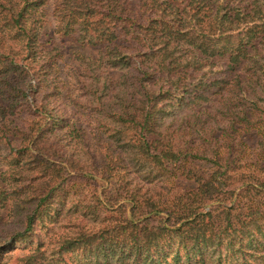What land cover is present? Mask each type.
<instances>
[{"label": "trees", "instance_id": "obj_1", "mask_svg": "<svg viewBox=\"0 0 264 264\" xmlns=\"http://www.w3.org/2000/svg\"><path fill=\"white\" fill-rule=\"evenodd\" d=\"M47 1L0 0V264H264V0H58L59 32L104 46L68 95L95 126L74 128L82 153L56 135L73 120L55 89L20 65ZM227 111L220 136L204 130ZM186 129L208 146L182 147ZM233 133L256 142L249 160Z\"/></svg>", "mask_w": 264, "mask_h": 264}, {"label": "rangeland", "instance_id": "obj_2", "mask_svg": "<svg viewBox=\"0 0 264 264\" xmlns=\"http://www.w3.org/2000/svg\"><path fill=\"white\" fill-rule=\"evenodd\" d=\"M159 1L161 2L162 0H158V2ZM165 1L168 3L170 2V0ZM59 6L58 0H48L43 7L33 14L34 18L41 19V24L37 26L38 36L36 44L33 47L31 54L21 61L20 65L23 67L22 72L34 74L31 85L38 82L39 88L46 87L48 89H55L54 98L61 100L66 105L65 108L67 112L69 111L73 120L68 127L57 131L56 135L61 140L62 145L82 153L81 146H83V139L78 132H75L74 128H80V132L84 133L87 141V132L91 131L94 134L95 126L94 124L88 126L87 122L90 121H88L87 115L72 105L68 95L71 94L74 96L79 93H75V89L77 87V80L79 78L82 79L80 73L83 71V66H85L84 60H87V58L91 60L98 59L104 52V46L91 45L79 41L77 32H73L68 36H63L58 30L61 24L60 14L58 12L60 9ZM16 46H18L16 49H20V51L24 50L22 42H17ZM24 76V74L14 75L17 80H21ZM118 76V73H114L112 77L117 78ZM5 88V85H0V90ZM226 93L227 96H230L233 93L231 85L226 88ZM214 99H219L218 104L221 105L227 103L219 96H215ZM230 118L228 111L222 114L216 113V123H213L209 118H205L206 120L203 128L207 133H209L210 129L213 130L215 137L220 136L222 132L219 128L222 127L226 129V125ZM179 134L180 136L178 137V140L182 142V147L192 146L196 149L195 151H201L202 148L199 145V142L208 146V144L202 140H199L198 142V137L193 136L189 129H186V131L179 130ZM91 138H93L92 135L90 136V139ZM225 138L227 145L232 147V152H237L235 155L237 154L239 158L244 156V160L250 159H248V156L252 155V150L255 148L256 144L255 141L250 140L249 137L247 138V135L242 134L238 136L236 133L231 134V136L226 135ZM254 138H256L254 140H257L260 137L257 138L254 136ZM206 149V152L211 153L209 147H206ZM229 150L230 149L228 148H223V151L225 152H228ZM190 168L194 174H204L208 169V165L204 162H197L193 163ZM87 195H89V192L87 187L83 185L70 189L67 206L76 199L83 197L86 198ZM0 217L4 222L11 221V208H0Z\"/></svg>", "mask_w": 264, "mask_h": 264}]
</instances>
